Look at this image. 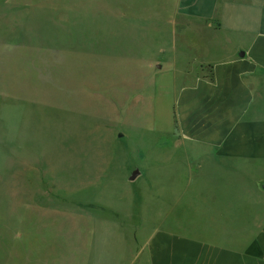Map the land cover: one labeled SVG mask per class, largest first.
Instances as JSON below:
<instances>
[{
    "label": "rangeland",
    "instance_id": "obj_1",
    "mask_svg": "<svg viewBox=\"0 0 264 264\" xmlns=\"http://www.w3.org/2000/svg\"><path fill=\"white\" fill-rule=\"evenodd\" d=\"M169 16L164 0H0V264L152 231L148 187L184 165Z\"/></svg>",
    "mask_w": 264,
    "mask_h": 264
},
{
    "label": "crops",
    "instance_id": "obj_2",
    "mask_svg": "<svg viewBox=\"0 0 264 264\" xmlns=\"http://www.w3.org/2000/svg\"><path fill=\"white\" fill-rule=\"evenodd\" d=\"M164 1L182 171L148 187L152 231L101 235L62 264H264V0Z\"/></svg>",
    "mask_w": 264,
    "mask_h": 264
},
{
    "label": "water",
    "instance_id": "obj_3",
    "mask_svg": "<svg viewBox=\"0 0 264 264\" xmlns=\"http://www.w3.org/2000/svg\"><path fill=\"white\" fill-rule=\"evenodd\" d=\"M140 175H141V171L138 170V169H136V170H134V171L132 172V174H131L129 180L132 181V182H134V181H135Z\"/></svg>",
    "mask_w": 264,
    "mask_h": 264
}]
</instances>
